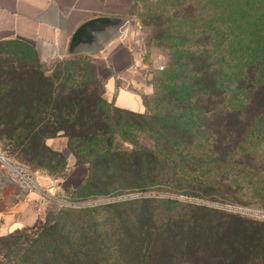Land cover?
Wrapping results in <instances>:
<instances>
[{
    "label": "trees",
    "instance_id": "obj_1",
    "mask_svg": "<svg viewBox=\"0 0 264 264\" xmlns=\"http://www.w3.org/2000/svg\"><path fill=\"white\" fill-rule=\"evenodd\" d=\"M172 7L156 19L157 41L170 59L153 91L141 93L145 112L113 102L137 118L121 141L116 127L96 126L106 101L91 81L70 79L72 70L48 74L28 42H0L20 46L9 51L11 61L0 60V140L15 150L8 157L61 188L72 166L48 140L64 136L88 176L61 190L127 195L90 206L44 198L35 226L0 237H17L0 264H264L263 219L159 196L197 197L220 186L217 178L197 175L203 156L217 155L211 163L220 167L236 149L247 153V131L253 136L264 120V0H176Z\"/></svg>",
    "mask_w": 264,
    "mask_h": 264
},
{
    "label": "crops",
    "instance_id": "obj_2",
    "mask_svg": "<svg viewBox=\"0 0 264 264\" xmlns=\"http://www.w3.org/2000/svg\"><path fill=\"white\" fill-rule=\"evenodd\" d=\"M140 0H0V42L21 40L32 44L42 63L67 52L75 30L97 17H135ZM103 73V92L115 106L145 112L141 93L150 94L153 85L143 68V39L135 24L128 32L110 42L106 52L96 57ZM43 65V64H42ZM0 152V237L21 227L35 226L41 217L38 204L52 197L53 182L37 175L39 190H27L14 178ZM88 176L85 164L72 165L61 184L77 188Z\"/></svg>",
    "mask_w": 264,
    "mask_h": 264
},
{
    "label": "rangeland",
    "instance_id": "obj_3",
    "mask_svg": "<svg viewBox=\"0 0 264 264\" xmlns=\"http://www.w3.org/2000/svg\"><path fill=\"white\" fill-rule=\"evenodd\" d=\"M175 1L176 0H140L135 17L133 18L138 32L142 34L144 54L143 68L148 72V81L152 85L154 77L163 71L170 59L168 49L165 48L163 43L157 41L159 37V27L156 24V19L159 21V16L170 10ZM15 48H20L19 44L1 46L0 60L9 59L11 57L9 51ZM27 49L30 48L27 46ZM33 55L34 54H32V57L34 59L35 56ZM89 59L87 55L69 56L67 52L45 63H42L39 58L42 70L48 72V74L57 71L64 74L66 73L65 71L72 70L73 72L69 75L70 79L75 80L80 78L84 79L86 82L91 81V83L94 84V87L97 88L98 92L102 94L106 101L102 111L98 113L101 121H99L96 126L102 131L107 128L113 130L114 127H116L117 136L115 140L121 141L123 135L129 134L126 132L128 122L137 120V118L126 111H119L114 108L112 97L103 92L101 74L103 75L104 72L99 73V69H95ZM155 97L148 99L149 107L152 112L157 109ZM213 122L214 120L212 119L211 123ZM234 122V120H231V124ZM254 129L253 136H250V134H248L249 131H247V144L244 146L247 149V153L245 154L241 152V150L236 149L230 158L229 165L217 167L214 163H211L213 159L215 160L218 157L217 155L209 154L203 156L202 163L198 167V172H196L198 173L197 175H203V178H217L221 181L220 186H209L206 192L198 194L197 197H187L169 193H161L159 196L177 198L205 206L222 208L232 212H239L250 219L264 220V120L262 124L259 123ZM137 135L142 143L150 144V140H148L145 135L140 133ZM235 141L236 140H234V142ZM211 142V140L208 141V143ZM202 143L203 142H201V144ZM48 144L52 148L62 151L67 156L68 166H72L78 160L72 148V152L70 151L67 137L60 136L49 139ZM10 151L15 150L9 140L1 139L0 152L8 157ZM7 157L6 162L9 168L12 169L13 172L18 171L16 168L17 166L25 169L30 179H27V181L32 184L30 185L32 190H39L36 176L38 174L40 175V173L33 171V169L29 167V163L25 161L13 158L12 156ZM208 157H210V159H208ZM52 195L53 197L48 198L58 204L57 206H90L115 199L126 198L127 196L100 197L95 194L83 195L81 193L72 192L71 190H61V188H56L54 186ZM53 209L54 207L47 206L46 209L44 206L41 211L49 210L51 212ZM251 237H253L251 240L256 241L254 236ZM16 241L17 237H8L7 239L0 240V262L11 257L15 250ZM259 242L264 245V240Z\"/></svg>",
    "mask_w": 264,
    "mask_h": 264
},
{
    "label": "water",
    "instance_id": "obj_4",
    "mask_svg": "<svg viewBox=\"0 0 264 264\" xmlns=\"http://www.w3.org/2000/svg\"><path fill=\"white\" fill-rule=\"evenodd\" d=\"M133 24L134 20L129 18L90 19L81 24L71 36L67 54L96 57L100 52H106L108 44L128 32Z\"/></svg>",
    "mask_w": 264,
    "mask_h": 264
},
{
    "label": "built area",
    "instance_id": "obj_5",
    "mask_svg": "<svg viewBox=\"0 0 264 264\" xmlns=\"http://www.w3.org/2000/svg\"><path fill=\"white\" fill-rule=\"evenodd\" d=\"M16 168L18 169V171L14 172V178L20 181L22 187L27 190H32V187L30 186L32 184L27 181V179L30 180L27 171L20 166H17Z\"/></svg>",
    "mask_w": 264,
    "mask_h": 264
}]
</instances>
